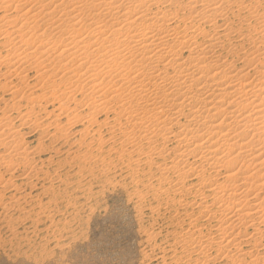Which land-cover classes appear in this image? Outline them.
Wrapping results in <instances>:
<instances>
[{"label":"bare ground","instance_id":"bare-ground-1","mask_svg":"<svg viewBox=\"0 0 264 264\" xmlns=\"http://www.w3.org/2000/svg\"><path fill=\"white\" fill-rule=\"evenodd\" d=\"M229 2L0 0V169L32 164L20 130L60 140L84 107L83 125L125 127L171 159L176 190L196 181L207 258L264 264V14L238 2L236 29Z\"/></svg>","mask_w":264,"mask_h":264},{"label":"rangeland","instance_id":"rangeland-1","mask_svg":"<svg viewBox=\"0 0 264 264\" xmlns=\"http://www.w3.org/2000/svg\"><path fill=\"white\" fill-rule=\"evenodd\" d=\"M253 1L252 7L258 6L257 11L263 15L264 0H230L234 5L229 2L231 8L226 7L236 12L234 6L238 2L249 5ZM228 9L233 14L230 23L237 29V13ZM195 38L201 44L204 42L200 36ZM0 56H4L1 48ZM31 76L28 81L34 83ZM5 82L0 81V85L4 86ZM8 84L7 89L11 86ZM6 90L0 91L4 100L9 99ZM49 104L47 112L53 110L55 119L57 107ZM22 107L9 113L10 118L16 120L25 113ZM81 109L85 108L70 115L73 118L77 114V120L73 119L78 124H69V129L65 126L62 134L65 137L56 142L45 135L47 139H42L29 128L20 130L26 142L23 147L31 152L32 164L8 172L0 169L3 180L0 181V264L237 263L235 258L212 262L211 257L207 258L209 254L201 250L210 237V228L213 232L215 227H207L205 218L201 217L198 199L193 196L196 185L193 178L184 180L180 185L182 190H176L175 174L164 172L171 159L151 158L149 147H155L154 144L148 147L138 136L132 141V136H127L131 132L125 127L121 128L122 132L112 133L98 124L83 125L81 119L86 109ZM63 115L57 120L66 125V114ZM105 118L106 115H100L98 121ZM156 147L160 149L161 144L156 143ZM172 147L169 145V149ZM193 248L202 252L199 254ZM245 260L237 264H248L252 259Z\"/></svg>","mask_w":264,"mask_h":264}]
</instances>
